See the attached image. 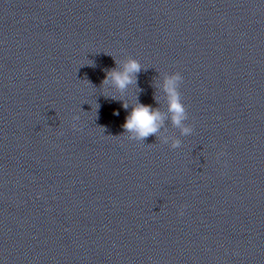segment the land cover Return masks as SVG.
Here are the masks:
<instances>
[{"label":"clouds","instance_id":"clouds-1","mask_svg":"<svg viewBox=\"0 0 264 264\" xmlns=\"http://www.w3.org/2000/svg\"><path fill=\"white\" fill-rule=\"evenodd\" d=\"M140 71L141 64L136 59L129 58L123 64L122 69L109 71L104 83H107L110 79L118 90L123 91L129 85L135 83L134 77ZM182 80L183 77L179 72L166 77L164 91L168 97V112L171 114L172 125L179 128L182 135H188L193 132V128L185 123L188 119V113L181 98L180 86ZM124 107L127 108L128 105L124 104ZM164 119V116L158 109L137 102L126 117L123 128L126 133L131 134L132 139L144 141L147 137L154 136L160 131ZM72 127L75 129L76 125L73 124ZM171 147L173 149L179 148L180 141L173 140ZM180 214L182 215L183 213L181 212Z\"/></svg>","mask_w":264,"mask_h":264}]
</instances>
